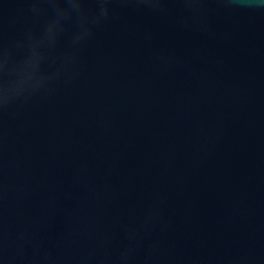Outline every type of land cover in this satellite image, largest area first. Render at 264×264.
<instances>
[{"label": "water", "instance_id": "water-1", "mask_svg": "<svg viewBox=\"0 0 264 264\" xmlns=\"http://www.w3.org/2000/svg\"><path fill=\"white\" fill-rule=\"evenodd\" d=\"M0 264H264V0H0Z\"/></svg>", "mask_w": 264, "mask_h": 264}]
</instances>
